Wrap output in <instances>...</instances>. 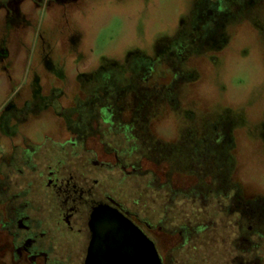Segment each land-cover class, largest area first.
Returning a JSON list of instances; mask_svg holds the SVG:
<instances>
[{"label":"flooded vegetation","instance_id":"af4514ba","mask_svg":"<svg viewBox=\"0 0 264 264\" xmlns=\"http://www.w3.org/2000/svg\"><path fill=\"white\" fill-rule=\"evenodd\" d=\"M80 3L0 0V29L6 40L1 60L20 64L25 38L37 26L50 47L71 43L75 27L69 13ZM249 3L255 4L253 0H201L187 35V45L193 48L183 50L175 65L159 63L125 74L128 86L113 83L107 85L110 89L84 94L78 89L82 82L70 79L66 88L55 89L47 111L55 122L54 132H44L39 143L30 142L19 132L28 124L19 107L24 99L30 101V96L20 97L0 130L8 146L7 152L0 153V264H89L93 250L99 252L100 264L201 262L184 248L198 246L200 233L206 228L203 224H193L197 238L181 224L179 244L160 249L155 230H162V220L139 217L117 201L113 192L121 191L122 177L116 181L109 163L101 160V144H106L101 138L103 126L129 130L130 140L145 149L151 161L180 160L182 173L197 179L194 192L225 194L221 201L234 248L214 249L216 257L209 264H264V189L256 187L251 193L234 179V143L225 126L194 123L192 128H183L179 138L163 143L148 131L157 112H181V101L186 97L182 85H175L185 78L181 61L187 62L191 51L198 50L195 47L207 45L214 39L218 24ZM24 5L26 11L22 10ZM5 75L12 78L9 71ZM10 126L18 127V136L12 135ZM90 138H96L99 154L87 147ZM217 234L210 230L204 235L213 245ZM251 241L256 242L252 247Z\"/></svg>","mask_w":264,"mask_h":264},{"label":"rangeland","instance_id":"374dc122","mask_svg":"<svg viewBox=\"0 0 264 264\" xmlns=\"http://www.w3.org/2000/svg\"><path fill=\"white\" fill-rule=\"evenodd\" d=\"M253 2L254 5L249 3L250 5L243 10L233 13L232 18L228 17L218 24L214 39L207 45L195 47L198 50L192 49L195 51H191L187 62L181 61V65L185 67V78L182 83L175 82L177 87L182 85L181 89L186 97L184 102L181 101L183 106L179 113L184 121L183 128H192L194 123L223 124L225 133L232 137L234 143L236 157L234 179L246 186L250 192L254 191L256 186L242 182L243 164L240 149L246 141H254L264 146V120L250 122L243 109L237 112L224 103L211 104L201 101L195 94V90L207 78L208 73L221 64V58L225 50L233 45V38L242 22L251 21L264 38V21L252 14L261 0H253ZM200 3L201 0H191L188 14L178 17L175 28L171 32L159 35L147 49L128 48L120 59L102 56L99 64L91 71L81 70L82 67H87L88 54L94 51L98 40L103 42L111 39L117 27L109 14L99 12L97 15L100 19L89 30L81 31L75 27L70 34L71 43L63 46L55 44L50 47L43 41L44 34H38V26L33 28L31 34L25 38L24 59L20 64L14 65L9 60L2 61L0 58V130L14 111L13 105L19 103L20 97L30 96V101L24 99L19 107L21 112L26 113L28 122L25 127H22L23 129H19V132H24L30 142L39 143L44 132H54V129H42L39 133L29 134V127L37 118L50 117L47 112L52 107L50 94L55 89L66 88V83L72 81L70 79H78L82 82L78 89L84 94H89L94 89L106 87L110 89L111 86H107L108 84L118 83L120 86H128L130 81L124 78L125 74L136 72L141 67L152 68L167 62L177 64L182 51L193 48L187 45V35L194 20L195 10ZM5 42V36L0 29V57L5 56ZM235 53L239 57H246L249 49L239 47L235 49ZM5 71H9L12 78L7 77ZM157 85L154 88L158 87ZM239 86L240 81L226 77L218 86L219 93L226 94L230 88ZM167 98L168 95L165 99ZM161 112H157L156 117L154 116L148 130L154 138H157L154 133V121ZM127 115L124 114V116ZM16 127H9L14 136H18V127ZM129 132L127 129L103 126L101 138L106 144L105 146L101 144V160L109 163L116 181L122 177V192L118 190L113 192L119 203L139 217L153 218L154 222L162 220L160 221L162 230H155L159 248H174L179 244L181 239L179 233L183 232L181 224L185 225L193 238H197L196 227L193 225L196 224L195 222L203 224L206 228L200 233L201 236L198 238L200 240H197L198 246L184 249H189L192 258L196 261L201 260L199 264H209L210 260L216 257L213 256L214 249L234 248L232 241H229L231 237L228 234L231 232L225 225L227 217L224 212V203L221 201L225 194L194 192L192 186L197 184V179L182 173L179 167L180 160L151 161L147 159L145 149L130 140ZM87 147L95 150L97 154L100 153L96 138H90ZM121 166L122 171L119 168ZM124 171L128 174L124 175ZM10 179L14 180L13 177ZM262 194L264 195V191ZM232 229L235 230V226ZM210 230L218 233L217 243L213 244L214 246L213 242L207 241V236L204 235ZM255 243L251 241L250 246L252 247Z\"/></svg>","mask_w":264,"mask_h":264},{"label":"clouds","instance_id":"9594fccd","mask_svg":"<svg viewBox=\"0 0 264 264\" xmlns=\"http://www.w3.org/2000/svg\"><path fill=\"white\" fill-rule=\"evenodd\" d=\"M190 6L191 0H81L80 5L69 13L74 27L81 31L91 29L100 19L97 14L101 11L109 14L117 26L111 39L97 41L94 51L88 54L87 67L81 70L91 71L102 56L120 59L128 48L147 49L159 35L171 32L176 19L187 15ZM22 10L26 11L27 5ZM252 14L264 21V0ZM239 47H247L249 54L246 57L236 55L235 49ZM226 77L240 81V86L221 94L218 86ZM195 94L201 101L224 103L237 112L243 109L250 122L264 120V38L251 21L239 25L233 45L225 50L221 64L208 73ZM54 126L51 117H40L32 122L29 134ZM183 127V118L172 110H163L154 121L155 135L166 142L179 138ZM7 151V141L0 139V152ZM240 155L242 182L264 189V146L246 141L241 145Z\"/></svg>","mask_w":264,"mask_h":264},{"label":"water","instance_id":"95a60500","mask_svg":"<svg viewBox=\"0 0 264 264\" xmlns=\"http://www.w3.org/2000/svg\"><path fill=\"white\" fill-rule=\"evenodd\" d=\"M101 215L103 216H109V217H117V216H121V215H118V214H114V213H105V214H102ZM89 264H100L99 262V252L96 251V250H93L92 251V254L90 256V260H89Z\"/></svg>","mask_w":264,"mask_h":264}]
</instances>
